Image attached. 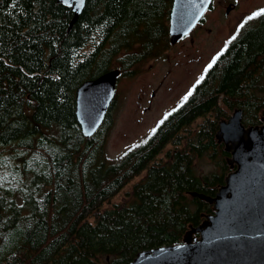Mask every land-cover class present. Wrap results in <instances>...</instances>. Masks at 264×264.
I'll list each match as a JSON object with an SVG mask.
<instances>
[{
	"label": "trees",
	"instance_id": "obj_1",
	"mask_svg": "<svg viewBox=\"0 0 264 264\" xmlns=\"http://www.w3.org/2000/svg\"><path fill=\"white\" fill-rule=\"evenodd\" d=\"M171 2L85 0L70 26L58 0H0V264H126L213 211L199 194L213 196L230 170L220 118L235 107L246 125L264 115V9L120 159L104 149L113 103L90 136L75 114L81 82L168 47ZM203 156L211 165L199 170Z\"/></svg>",
	"mask_w": 264,
	"mask_h": 264
},
{
	"label": "water",
	"instance_id": "obj_2",
	"mask_svg": "<svg viewBox=\"0 0 264 264\" xmlns=\"http://www.w3.org/2000/svg\"><path fill=\"white\" fill-rule=\"evenodd\" d=\"M70 6V26L85 0H58ZM211 0H172L170 42L188 33ZM119 68H111L79 84L75 114L84 136L102 123L116 90ZM229 153L230 170L213 196H204L213 211L190 227L182 240L139 250L126 264H264V115L258 124H244L235 107L219 120L215 133Z\"/></svg>",
	"mask_w": 264,
	"mask_h": 264
},
{
	"label": "rangeland",
	"instance_id": "obj_3",
	"mask_svg": "<svg viewBox=\"0 0 264 264\" xmlns=\"http://www.w3.org/2000/svg\"><path fill=\"white\" fill-rule=\"evenodd\" d=\"M236 1V10L227 18L216 2L217 6L207 15L204 14L207 20L201 31L176 40L159 56L137 63L130 75L121 73L117 77L110 112L111 123L104 142L105 154L109 159L116 161L127 150L145 141L159 120L190 91L194 81L224 47L228 38L264 9V0ZM208 27L211 28L209 31ZM192 35L194 41H191ZM117 67L116 59L114 68ZM152 90H155L153 96L150 95ZM148 99L151 101L148 102ZM146 105L150 107L144 110ZM196 162L199 170L211 165L206 156ZM131 184L132 181L127 183L107 204L125 200Z\"/></svg>",
	"mask_w": 264,
	"mask_h": 264
},
{
	"label": "flooded vegetation",
	"instance_id": "obj_4",
	"mask_svg": "<svg viewBox=\"0 0 264 264\" xmlns=\"http://www.w3.org/2000/svg\"><path fill=\"white\" fill-rule=\"evenodd\" d=\"M236 0H211V2H210V4L208 5V7L205 9V11H204V13L202 14V16L200 17V19L196 22V24L191 28V30L188 32V33H186V34H184V35H182L181 37H179L178 39H177V41H179L181 38H183V37H185V36H188V35H191V34H194V33H198L199 31H201L202 29H203V27H204V25H203V23L205 22V20H207V17H206V15L209 13V12H211L212 11V9H214L216 6H217V4H218V9H220V10H222V12H223V15L227 18L229 15H230V13L232 12V11H234V10H236V8H237V6H238V4L235 2ZM216 2H217V4H216ZM222 2V3H221ZM169 10H170V8H169ZM204 14H206L205 16H204ZM168 23H169V11H168ZM211 28L210 27H208L207 28V30L209 31ZM231 37H229L228 39H230ZM194 39H195V37L192 35L191 36V41H194ZM177 41H175L174 43H172V42H170V39H169V45L168 46H170L171 44H175ZM228 41V40H227ZM227 41H226V43H227ZM225 43V44H226ZM167 48V47H166ZM117 68H119V67H117ZM121 73H124V72H122L121 71V69L119 68V74L117 75V77L121 74ZM130 73L131 72H129V73H124V75H130ZM197 80V79H196ZM196 80L194 81V83L196 82ZM116 82H117V80H116ZM194 83L192 84V86L194 85ZM189 92V91H188ZM188 92L186 93V95L182 98V100L187 96V94H188ZM115 93H116V90H115ZM155 94V90H152V91H150V95H154ZM138 97H140V95H138ZM181 100V101H182ZM151 101V99H148V102H150ZM180 101V102H181ZM179 102V103H180ZM179 103H177V105L179 104ZM177 105H175L174 107H176ZM150 107V105H146V106H144L143 107V109L145 110V109H147V108H149ZM173 107V108H174Z\"/></svg>",
	"mask_w": 264,
	"mask_h": 264
},
{
	"label": "snow or ice",
	"instance_id": "obj_5",
	"mask_svg": "<svg viewBox=\"0 0 264 264\" xmlns=\"http://www.w3.org/2000/svg\"><path fill=\"white\" fill-rule=\"evenodd\" d=\"M257 15H259V13H257ZM234 38V37H233ZM189 94H191V93H189Z\"/></svg>",
	"mask_w": 264,
	"mask_h": 264
}]
</instances>
